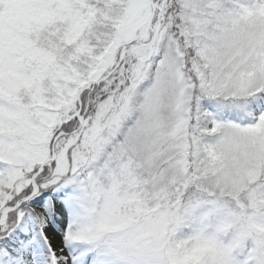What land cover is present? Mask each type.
Wrapping results in <instances>:
<instances>
[{
	"label": "snow or ice",
	"instance_id": "6c2138e0",
	"mask_svg": "<svg viewBox=\"0 0 264 264\" xmlns=\"http://www.w3.org/2000/svg\"><path fill=\"white\" fill-rule=\"evenodd\" d=\"M0 264H264V0H0Z\"/></svg>",
	"mask_w": 264,
	"mask_h": 264
}]
</instances>
